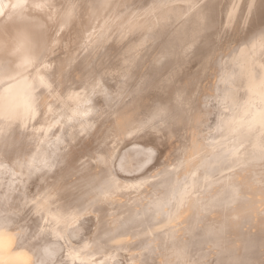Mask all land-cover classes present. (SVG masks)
I'll use <instances>...</instances> for the list:
<instances>
[{
	"label": "bare ground",
	"instance_id": "1",
	"mask_svg": "<svg viewBox=\"0 0 264 264\" xmlns=\"http://www.w3.org/2000/svg\"><path fill=\"white\" fill-rule=\"evenodd\" d=\"M0 264H264V0H0Z\"/></svg>",
	"mask_w": 264,
	"mask_h": 264
}]
</instances>
